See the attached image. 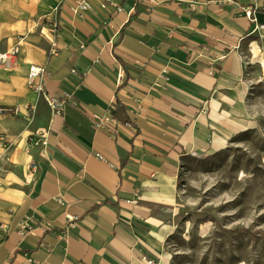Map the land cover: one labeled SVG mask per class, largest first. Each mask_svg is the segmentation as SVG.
Here are the masks:
<instances>
[{
    "label": "crops",
    "instance_id": "crops-1",
    "mask_svg": "<svg viewBox=\"0 0 264 264\" xmlns=\"http://www.w3.org/2000/svg\"><path fill=\"white\" fill-rule=\"evenodd\" d=\"M8 1L0 52L19 54L0 65V264H161L180 170L237 131L226 119L264 40L243 10L264 26V0H87L80 17L76 0ZM30 65L50 74L60 114L27 86Z\"/></svg>",
    "mask_w": 264,
    "mask_h": 264
},
{
    "label": "rangeland",
    "instance_id": "rangeland-1",
    "mask_svg": "<svg viewBox=\"0 0 264 264\" xmlns=\"http://www.w3.org/2000/svg\"><path fill=\"white\" fill-rule=\"evenodd\" d=\"M259 48L245 57L241 110L226 119L237 131L180 170L168 264H264V40Z\"/></svg>",
    "mask_w": 264,
    "mask_h": 264
},
{
    "label": "built area",
    "instance_id": "built-area-1",
    "mask_svg": "<svg viewBox=\"0 0 264 264\" xmlns=\"http://www.w3.org/2000/svg\"><path fill=\"white\" fill-rule=\"evenodd\" d=\"M106 1V0H104ZM104 6V5H103ZM115 11L120 12L123 10L121 6H115ZM91 9V5L87 0H76L74 2V5L72 6L71 10L72 13L75 16H81L84 12ZM243 15L251 22L253 23V28L251 30V33L258 32L260 29H263L264 26L257 25L255 18L253 17L252 11L247 8L243 10ZM19 54V45L13 46L9 48L8 50H5L4 52H0V65L7 67L11 65L17 58ZM225 54H220L215 56L213 60H211V66L209 67V73H215L217 71V68L215 66V62L221 61L224 59ZM50 78V74L48 71L40 66L36 65H30L28 68L26 80H27V86L31 89H33L35 92L39 93L44 101L46 102L47 106L50 108V110L55 114H60L63 110V106L65 104L63 96H60L59 94H49L44 89V82ZM123 74L120 72L117 75L116 83L117 85H121L123 83ZM67 97V96H64ZM108 121L107 118H99L97 117L96 122L94 123V126L96 128H102L106 126V122ZM125 126L131 127L130 123H125ZM40 142V137L33 136L31 137L27 142V150H30L33 146L38 145ZM95 157L99 158L98 154H95ZM0 164H1V157H0ZM31 170L35 171L37 166L35 164L30 165ZM74 220V218H67V222L70 223ZM42 226L45 228H49V223L42 222ZM19 230L20 234L22 236H25L26 234H29L33 230V221L30 218H27L23 220L19 224ZM58 238L63 241L65 239V234L60 233L58 234ZM147 264H153V260H147Z\"/></svg>",
    "mask_w": 264,
    "mask_h": 264
},
{
    "label": "bare ground",
    "instance_id": "bare-ground-1",
    "mask_svg": "<svg viewBox=\"0 0 264 264\" xmlns=\"http://www.w3.org/2000/svg\"><path fill=\"white\" fill-rule=\"evenodd\" d=\"M263 63V65H264V62H262ZM170 260V255L169 254H166L165 255V258H164V260L162 261V263L161 264H168V261Z\"/></svg>",
    "mask_w": 264,
    "mask_h": 264
}]
</instances>
